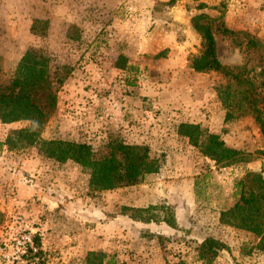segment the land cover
Returning <instances> with one entry per match:
<instances>
[{"label": "rangeland", "instance_id": "1", "mask_svg": "<svg viewBox=\"0 0 264 264\" xmlns=\"http://www.w3.org/2000/svg\"><path fill=\"white\" fill-rule=\"evenodd\" d=\"M200 13L222 15L233 31L214 29L225 72L191 68L204 49L192 24ZM33 20L45 35L31 33ZM29 49L51 57L58 87L42 139L95 151L117 139L147 148L160 167L138 185L96 191L81 166L47 158L39 145L5 149L0 244L23 215L38 232L36 264H264L256 235L220 223L241 197L238 183L264 177V0H0L4 82ZM185 122L202 127L203 141L219 134L239 158L205 157L178 134ZM30 125L0 120V140ZM208 237L223 244L213 261L202 256Z\"/></svg>", "mask_w": 264, "mask_h": 264}, {"label": "trees", "instance_id": "2", "mask_svg": "<svg viewBox=\"0 0 264 264\" xmlns=\"http://www.w3.org/2000/svg\"><path fill=\"white\" fill-rule=\"evenodd\" d=\"M177 1L171 0L172 3ZM203 8L205 5L200 4L199 9ZM222 18V15L215 18L208 13H200L192 19L193 28L201 35L204 43L200 55L191 60V68L197 73L226 71L218 58L214 29L221 30L224 34L233 31L226 27ZM38 22L34 21L32 32L43 36L45 32L43 34V31H35ZM44 24L48 27L47 22ZM120 59L126 61L124 56ZM125 65L126 63L121 66ZM57 92L51 57L45 52L27 50L9 82L1 79L0 64V120L3 123L32 121L29 127L16 130L8 135L6 140H0V155L5 149L13 150L19 145H39L40 152L45 157L59 163L72 161L81 166L89 174L90 186L96 191L135 186L146 175L159 170V161L150 155L147 148L126 144L117 139H111L98 151L86 142L42 139L40 131L57 106ZM178 134L187 138L192 146L216 164L228 165L239 158L240 150L228 146L217 133L210 134L207 140L203 141V129L199 124L181 123L178 126ZM238 184L242 189L241 197L232 207L221 212L220 223L253 233L260 239L258 248L264 251V177L260 173H249L245 180ZM135 211L147 212L148 209ZM131 217L135 219L134 214ZM139 220L150 222L153 218L144 219L141 216ZM222 248L221 241L208 237L201 246L202 256L213 261ZM95 256L98 254L89 253L87 262H93ZM100 256L103 259L106 254ZM97 264L103 263L99 260Z\"/></svg>", "mask_w": 264, "mask_h": 264}, {"label": "built area", "instance_id": "3", "mask_svg": "<svg viewBox=\"0 0 264 264\" xmlns=\"http://www.w3.org/2000/svg\"><path fill=\"white\" fill-rule=\"evenodd\" d=\"M7 238L0 244V264H36L39 261L37 230L23 215H16L6 228Z\"/></svg>", "mask_w": 264, "mask_h": 264}, {"label": "crops", "instance_id": "4", "mask_svg": "<svg viewBox=\"0 0 264 264\" xmlns=\"http://www.w3.org/2000/svg\"><path fill=\"white\" fill-rule=\"evenodd\" d=\"M33 24H34V20L32 21V23H31V25H30V31H31V33H33V32H32V26H33ZM161 228L166 229V230H167V229H168V230H171V229L173 230L172 227H170L169 225H167V224H165V223H164V225H162Z\"/></svg>", "mask_w": 264, "mask_h": 264}]
</instances>
